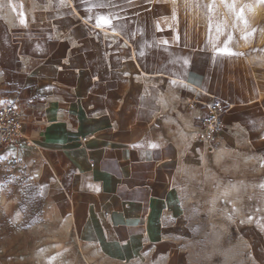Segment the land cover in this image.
I'll return each instance as SVG.
<instances>
[{
	"label": "crops",
	"instance_id": "obj_1",
	"mask_svg": "<svg viewBox=\"0 0 264 264\" xmlns=\"http://www.w3.org/2000/svg\"><path fill=\"white\" fill-rule=\"evenodd\" d=\"M7 103L23 137L0 165L26 166L45 218L21 228L22 190L0 193V264H192L199 205L264 264V0H0Z\"/></svg>",
	"mask_w": 264,
	"mask_h": 264
},
{
	"label": "rangeland",
	"instance_id": "obj_2",
	"mask_svg": "<svg viewBox=\"0 0 264 264\" xmlns=\"http://www.w3.org/2000/svg\"><path fill=\"white\" fill-rule=\"evenodd\" d=\"M0 165V193L11 195L14 188L21 189L24 196L19 204L24 216L21 228L44 221L45 198L43 191L29 178V173L20 159L11 156ZM260 205L262 212L259 219L264 222V169H261ZM8 198V197H7ZM1 206V202H0ZM4 217L0 212V221ZM220 213L210 212L204 205H199L193 214V230L189 241L192 264H256L252 260L251 245L221 243L222 236H230L233 229H221ZM3 224L0 223V230ZM7 228V226H5ZM258 254L264 255V244L256 246ZM244 251V260H242ZM240 258L238 260L237 258Z\"/></svg>",
	"mask_w": 264,
	"mask_h": 264
},
{
	"label": "built area",
	"instance_id": "obj_3",
	"mask_svg": "<svg viewBox=\"0 0 264 264\" xmlns=\"http://www.w3.org/2000/svg\"><path fill=\"white\" fill-rule=\"evenodd\" d=\"M194 104H188L191 109ZM230 109V105L221 100H215L208 108L205 117L198 118L196 126L209 132V140L213 141L222 129V117ZM22 112L12 103L0 106V148L9 146L23 137Z\"/></svg>",
	"mask_w": 264,
	"mask_h": 264
},
{
	"label": "snow or ice",
	"instance_id": "obj_4",
	"mask_svg": "<svg viewBox=\"0 0 264 264\" xmlns=\"http://www.w3.org/2000/svg\"><path fill=\"white\" fill-rule=\"evenodd\" d=\"M109 22H110V21H109L108 19H106V18H100V20L98 21V26H99L100 23H105V24H107V23H109ZM225 54L232 55V54H234V53L228 52V50L225 49Z\"/></svg>",
	"mask_w": 264,
	"mask_h": 264
}]
</instances>
